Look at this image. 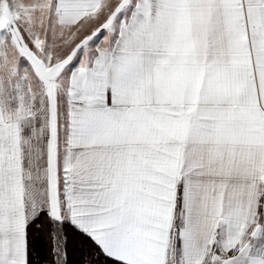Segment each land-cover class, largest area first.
<instances>
[{
	"label": "snow or ice",
	"instance_id": "6c2138e0",
	"mask_svg": "<svg viewBox=\"0 0 264 264\" xmlns=\"http://www.w3.org/2000/svg\"><path fill=\"white\" fill-rule=\"evenodd\" d=\"M0 264H264V0H0Z\"/></svg>",
	"mask_w": 264,
	"mask_h": 264
}]
</instances>
